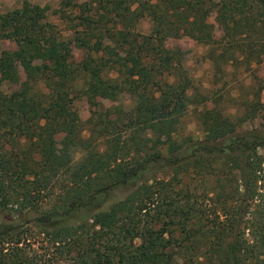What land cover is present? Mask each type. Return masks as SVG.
Here are the masks:
<instances>
[{
  "label": "trees",
  "instance_id": "obj_1",
  "mask_svg": "<svg viewBox=\"0 0 264 264\" xmlns=\"http://www.w3.org/2000/svg\"><path fill=\"white\" fill-rule=\"evenodd\" d=\"M73 1L76 63L37 6L0 14V40L16 44L0 52V264H264V105L249 129L203 107L202 138L176 137L189 79L166 45L203 44L216 69L258 65L264 0ZM95 3L98 21L83 14ZM77 94L131 105L91 112L83 138Z\"/></svg>",
  "mask_w": 264,
  "mask_h": 264
},
{
  "label": "rangeland",
  "instance_id": "obj_2",
  "mask_svg": "<svg viewBox=\"0 0 264 264\" xmlns=\"http://www.w3.org/2000/svg\"><path fill=\"white\" fill-rule=\"evenodd\" d=\"M26 1L42 11V21L54 27L59 36L68 43L67 49L72 61L78 62L83 56V52L78 48L75 36L71 31V26H74L77 21L71 22L69 19L80 14V10L74 6H64L63 0ZM74 1L78 4L86 0ZM21 2L22 0H0V14L18 9ZM211 2L216 3L218 0H211ZM100 6L99 3H95L83 14L92 17L94 21H98L100 16L107 15V9ZM215 18V12L211 11L205 16L204 21L216 29ZM101 20L104 22L103 26L106 25L105 28H107V25L110 26V23L107 24V18L104 17ZM150 28V21L148 18L143 17L137 22L135 32L147 35ZM101 32L103 33V31ZM93 34L98 36L99 31L96 29ZM214 37L218 38V33L214 32ZM166 45L168 49H179L182 52L181 66L189 79V88L186 92L188 104L184 114L179 119L175 132L176 137L189 135L202 138L197 113L203 107H214L230 119H242L243 123L240 127L242 129L259 127L263 115L262 105H264V61L258 65H245L242 62L225 63L221 64L219 69H216L208 59L209 48L203 44L196 43L187 37H181L168 40ZM15 48V42L0 40V52ZM114 76V73L109 75L110 78ZM80 84H82L81 81L77 86H81ZM130 105L131 101L126 95L119 96L114 102L98 100L97 106L94 108L80 94L75 95L72 101V107L76 111L83 128L81 133L83 138L89 136L90 126L86 123V120L90 117L91 112L96 111L104 115L105 109L111 108V113H115L114 107L126 109ZM100 143H95V145L100 148ZM72 156L73 161L76 162L80 157L78 149L73 150ZM8 219L7 216L0 213V225L6 223ZM37 246L39 245H34L33 250L41 253ZM56 257V255L48 254L44 259L51 260L46 258Z\"/></svg>",
  "mask_w": 264,
  "mask_h": 264
}]
</instances>
